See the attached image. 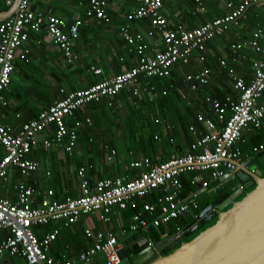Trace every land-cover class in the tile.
Returning a JSON list of instances; mask_svg holds the SVG:
<instances>
[{"label": "built area", "instance_id": "built-area-1", "mask_svg": "<svg viewBox=\"0 0 264 264\" xmlns=\"http://www.w3.org/2000/svg\"><path fill=\"white\" fill-rule=\"evenodd\" d=\"M164 1L141 0L126 15V22L120 27V35L128 52L137 56L130 69L110 75L86 88L69 92L60 89V94L63 95L58 96L35 119L24 122L18 131L14 132L0 123V185L15 170L24 179H29L38 170L39 163L28 155L38 144V134L50 124L54 125V134L51 139L43 138L42 143L70 154L76 145L77 134L75 129H68L66 118L77 117V113L87 104L113 97L124 88L132 87L133 93L138 94L140 90H145L138 84L141 75L169 77L171 67L179 61L188 62L194 50L200 53L199 60L203 61L205 43L208 40L237 26L239 19L251 5L264 3V0L228 1L227 7L231 8L229 12L188 30L181 25L175 29L170 27L161 11ZM193 1L196 3V11L202 12L203 2L206 0ZM12 2L13 0H0L6 6H10ZM108 3L109 0H89L84 9L85 17L97 24L109 23L111 15L108 13ZM142 19L149 21L148 35H153L156 31L160 33L159 42L149 45L140 30H132L133 23ZM82 24L83 21L79 18L71 20L64 16L33 11L30 9V0H21L18 12L0 21V91L9 86L14 60L29 59L31 50L25 44L29 40L30 31L43 34L45 39L59 49L64 62L71 64L76 57L73 44ZM263 42L264 30L256 28L249 37L240 35L238 40L230 43L233 53L244 50L253 53L252 79L247 83L240 76H232L233 88L239 94L237 99L230 95L225 96L222 101L205 98V103L213 109L219 122L224 124L219 127L212 118L198 114L197 122L204 127L205 132L183 154L171 155L160 163L153 162L148 156L136 158L125 165L126 170L138 169L136 172L132 171L129 178L104 177L95 180L93 185H90L86 177L85 168L79 167L76 170L79 195L62 200L54 197V190L46 189L44 196L36 204L38 186L35 182L27 184L24 179L14 186V201L0 196V231L5 232L0 240V264H7L6 258L14 257L22 258L24 264H119L125 248L124 239L128 235L144 232L146 245L151 247L155 243L149 234L151 228H159L185 215L195 218L198 213V202L195 199L198 193L192 191V198L181 199L180 177L190 172H208L209 178L201 182V186L206 188L210 182L217 181L222 175L235 169L234 162L239 160L242 152L234 148V144L244 130L264 131ZM220 64L224 67L226 61L221 59ZM93 71L98 75L102 72L99 68H94ZM211 73L212 69L203 67L196 73H187L185 81L194 92L210 82ZM227 110L231 113L228 117ZM86 123L91 124L90 118H86ZM80 124L76 120L75 125ZM189 131L197 133L194 125L189 126ZM253 151H264V143L253 147ZM45 175L50 177V171ZM199 179L196 175L192 177L191 185H196ZM154 192L157 194L153 197ZM146 196H152V201H145L138 207L136 200ZM128 205L134 207L135 213L126 227L121 226L115 232L99 229L92 221L95 218L101 224L109 226L115 211L125 209ZM84 217L89 219L82 228L83 237L87 241L85 246L71 256H67V250H64L59 258H55L52 246L60 228L54 227L41 237L38 230H42L50 222L59 221L69 228Z\"/></svg>", "mask_w": 264, "mask_h": 264}, {"label": "crops", "instance_id": "crops-1", "mask_svg": "<svg viewBox=\"0 0 264 264\" xmlns=\"http://www.w3.org/2000/svg\"><path fill=\"white\" fill-rule=\"evenodd\" d=\"M177 1L179 0H165L163 8L161 10L166 18L169 17L168 18L169 20L167 21L173 29L181 25L185 29L191 30L231 10V8L227 7V2L231 0H219L220 3L217 8L210 7L211 5L210 0H206V2L204 3V10L202 12L196 11V5H194L195 7L193 10L187 7L188 4L182 5L180 9L176 7L175 11L170 10V5L171 6L177 5L176 3ZM233 1L236 2L237 0H233ZM140 2L141 0H109L108 13L111 15V21L109 23L97 24L94 21H90L84 18L83 12L81 11L80 7H76V8L74 6L71 7L72 6L71 0L35 1L34 3L36 4L34 11L36 12H42L44 14H55L65 10V12L68 13L67 10L70 9L72 12L68 17L71 20H74L75 18H80L83 21V24L80 26L79 36L74 41L73 44V51L76 54V57L75 59H73L71 64L64 62L62 58V54L59 51V49L56 46H54L51 42H49L47 39H45L43 34L31 33L29 40L25 44V46L29 47L31 50V55L29 56L30 63H28L29 61L27 63L30 64L31 70L35 68L34 74L38 78L40 77L43 79V76L45 75V82L48 83V85L50 86L53 85L54 88L56 87V89L54 90L48 89V87H45L38 82H35L36 84L35 94H28L23 90H19L21 91L20 93H17L18 91H14L13 98H11V102H12L11 104L13 106L14 105L17 106L18 104L23 105L25 103H28L27 108L24 107L20 110L18 109L12 110V113H15V115L17 114L19 115V118L17 120L18 122L16 124H19L20 126L21 122L23 123L29 121L37 115L35 109L31 110L33 106L37 105L40 106V109H43L53 104V102L56 100V96H58L59 89L63 88L65 91H73L81 88H86L91 84L95 83L98 79V76L95 75L93 71L94 68L101 69L102 71L101 74L103 73V75L106 76L105 78H107L110 75H113L115 73H120L129 69L131 63L133 66L137 56L134 53L128 52L126 43L120 35V27L126 22V15L129 12H131L134 8H136L140 4ZM235 6L236 4H234V7ZM258 6L261 7V4L253 5V7L255 8H258ZM180 10L183 11L181 12ZM245 12L241 17L243 18V20L239 19L237 25L239 29L235 31L234 36L232 38H227L226 40L227 43L223 42V44H220V46L217 48L218 51H220L221 53L218 57V60L224 59L227 64L228 61L226 55H229L230 57L232 56V63H234V65L233 66L227 65V66L233 68V71L231 70L228 74H226L223 69L224 67H222L221 64L219 65V62H218V70H216L215 72L211 67H209L210 69H212V73H213V75L210 76V82L206 86L200 87L197 91L191 92L192 101L187 103L189 110L185 108L186 106L182 107L183 109L182 117L187 116V119L185 122H183V125L178 124V122H180L178 119H182V117L177 115L176 116L177 119L175 120L177 132L172 130L168 124L164 126L165 130H167V134H165V136L169 139H171L174 136V139L172 141L173 144L169 145L167 150L165 152H162V154L165 153L169 154V157L175 154H180V155L183 154L190 148V144L194 142L196 138L199 137V135H201V133L205 132L204 127L201 124H199L197 122V119L195 118L197 117L198 114H203L205 116L212 118L214 122L217 125H219V127L223 126L224 123L219 122L217 116L213 112V109L210 108L205 103V98L206 97L216 98L222 101L225 98V96L230 95L232 96L233 99H237L239 94L233 87H231L233 86L232 76L239 75L247 83L252 79L253 70L251 67V58L253 57V53H251L249 50H244L241 53L240 52L233 53L229 47L230 43L238 40V37L240 35L243 36L244 38L249 37V35H251V32L254 29L259 28L255 26L252 23V21L249 20V18L247 19V22L244 21L246 16ZM259 16L260 14L258 15V17ZM237 26H233V27H237ZM149 28H150V24L148 19H142L136 23H133L132 26L133 31H136L137 29L140 30L141 32L143 31L142 33L144 34V38L146 42L149 45H153L154 42L147 37L148 36L147 31L149 30ZM162 48H163V43H162ZM196 52L197 51L195 50L193 52L192 57L187 62V63L190 62V64L193 66L192 68L194 71H189L190 73H196L200 71L203 67H208L207 65L200 66V64L204 63L205 60L203 61L199 60V57H196L198 55V53L196 54ZM207 52L210 55H213L212 53L213 49L209 48ZM234 54L237 55L234 56ZM20 63H21L20 61L16 60L15 64L21 65L22 63L21 64ZM180 63L187 64L181 61ZM177 66L178 65L176 63L171 67L170 75L172 72V68L174 69V67ZM27 69H29V67H27ZM178 69L180 70V74L183 75V71L181 72V67ZM22 70H23V66H20V68H17V70L14 71V74L15 75L16 73L20 74ZM169 77H166L165 79H168ZM184 87L187 88L186 85H184ZM43 91L46 94L39 95V92H43ZM163 91H165V94L168 92L166 89H163ZM41 96H47L48 99L46 98L45 101L43 99H40V101H38V98H42ZM101 101H105L106 105L109 106L107 100L103 99L98 102ZM86 106L83 108V110L78 112L79 114L84 113L85 114L84 118L80 117L78 113H77V117L75 115V118H70V117L66 118V126L68 127V129L69 130L75 129L77 134L76 145L73 148L72 152L70 154L63 153L56 147H52L51 148L52 152L50 153L49 158L43 161L45 163L52 161L53 162L52 166L55 165L58 166L57 165L58 162L64 165L65 169H67L69 173L65 175V172L61 170L62 176L59 177L60 178L59 180L58 179L56 180L55 182L57 184L56 188H54V186L51 187L52 185L50 184L51 177L45 176V173L47 171H50L51 173V171L54 169L51 170V168L44 167L43 169H38L37 176H35L36 175L35 173L33 174L32 182H35L36 186H38L37 194L35 196L36 204L44 196L45 194L44 192L46 191V189L54 190L55 193L54 197L58 200H62L68 196H78L80 191H79L78 179L76 176V170L79 167L85 168L86 177L88 178L90 185H93L95 180L104 178L106 172L112 173V175H108L106 177H113L116 176L117 172L119 173L121 172V168H118L117 166L116 167L109 166L107 169L101 167L102 163L104 164L105 161L116 162L118 158L121 159L120 151L117 148L112 147L111 141H108L107 139L114 137L112 136L111 132H108L107 134L108 136L105 139L107 141H104L103 137H100V139L97 140L90 137L91 135L89 132L90 129L89 127L93 126V124L91 117L89 115H86L89 114V112L86 110L87 108ZM93 110L96 109H90V113ZM1 111L2 109L0 108V114L2 113ZM230 114H231L230 111L227 110L226 117L230 116ZM86 118H90L91 124L86 123ZM76 120H79L81 122L79 126L75 125ZM107 122L108 121H105V124H107ZM184 124L194 125L197 133L193 134L190 132L189 133L185 132L186 130L184 128ZM14 130H16V127H14L13 131ZM52 131H53V127L49 126L47 130L40 132L37 136L38 142L42 141V139L45 138L46 134L50 133L52 137L53 136ZM79 131H83V133L86 132L88 135L87 137L88 141L83 143L85 145L84 148L78 147ZM171 131H173V133ZM124 136L125 135L123 134V132H120L118 135H116L117 138L116 141L122 139ZM176 139H180L182 141L180 147L175 143ZM259 143H264L263 130H256V129L244 130L241 138L237 140L236 143L234 144V148H238L242 152V155L237 161L244 162L255 156L262 155L264 151L258 153H255L253 151V147L257 146ZM113 151L114 154L112 153ZM1 153L2 151L0 150V155ZM160 154L161 153H159V155ZM93 155H95L96 156L95 158L97 159V164H96L97 167L95 169H92L89 165L86 164L76 165L77 158L79 159L81 158V156H83L82 158L84 160H87L89 157ZM141 155L143 156V154H140L138 158L142 157ZM161 157L162 156H160V158ZM32 160L36 161L35 159ZM99 162L101 163V166L98 165ZM125 165H124V169H125ZM93 170H95V172ZM17 173L18 171L15 170L14 173L11 175V177L0 185V196L2 198H7L11 201H14L16 199V190L14 186L18 181L21 180L20 176L17 175ZM229 174H230L229 172L225 173L217 181L210 182L209 185L206 188H204L201 186V182L202 180H207L209 178V173L193 172L192 177L196 175L198 178H200L199 181H197L195 187V191L198 193L195 199L197 200L200 209L202 208L201 207L202 205L205 206L208 203L211 196L215 198L214 192L215 190H217V188H221V190H223L226 187L227 183L224 181V179ZM187 175L188 174H183L182 176L183 178H187L189 177ZM122 177L127 178V174L126 176L124 175ZM191 186H192L191 183L188 185V183L184 181V183L182 184L181 181V186L179 190V196L181 199H188L192 196L191 192L193 186L192 187ZM58 194H60L62 199H60L61 197H58L59 196ZM155 194H157V192H154L152 196L154 197ZM153 197H151V199H153ZM200 209L198 208L197 212H199ZM115 214L116 215L113 216L112 224L109 226L101 224L95 218L92 219V221L95 223V226L99 229L102 230L110 229L115 232L118 230V228L122 226L124 222L127 223V220L125 221L120 217L121 213L119 214L118 210L115 211ZM189 217H190L189 215H185L182 217V219H187ZM88 220L85 217L81 218L77 224H74L69 228L64 227L62 222L60 221L50 222L48 226L42 228V230L41 229L38 230V234L41 237L46 232H49L54 227L58 226L60 228V233L57 239L53 243L52 253L55 258H59L61 253L64 250H67L66 251L67 256H71V254H74L75 251L84 247L85 244L87 243V241L83 237L82 228L84 227V225L87 224ZM176 224L177 223L175 222L174 225L177 226ZM4 235L5 232L0 231V240L4 237ZM133 235L135 234L128 235L126 239ZM6 262L7 264H24V260L20 257L6 258Z\"/></svg>", "mask_w": 264, "mask_h": 264}, {"label": "trees", "instance_id": "trees-1", "mask_svg": "<svg viewBox=\"0 0 264 264\" xmlns=\"http://www.w3.org/2000/svg\"><path fill=\"white\" fill-rule=\"evenodd\" d=\"M35 1H37V0H30V9L33 11L35 10V4H36V3H34ZM88 1L89 0H71V2H72L71 7H73V6L75 8L80 7L81 11L83 12V17L85 18V13H84L83 9H85ZM205 2L206 1L203 2V5ZM176 3H177V5H173V6L170 5V10L175 11L176 7H178L180 9L182 7V5H186V4H188L187 7L194 10V7H195L194 5H196V3L193 0H183V1L179 0ZM219 3H220L219 0H210V4H211L210 7L217 8L219 6ZM7 8H8V6H6L4 3H0V11H4ZM250 9H251V11L249 12ZM67 12L68 13H66L65 10H63L61 12L55 13V15L65 16L68 19H70L68 16H70V13L72 11L70 9H68ZM245 13H246V16H245L244 21L247 22V19L249 18V20L252 21V23L255 26L264 29V4H261V7L258 6V8H255L252 5L246 9ZM259 14H260V16L258 17ZM240 20H243V18H240ZM237 29H239L238 26L232 27V28L228 29L224 35L216 36V37L208 40L205 43V51L203 53L204 55L202 54L204 56L205 61L202 64L199 63L200 66L201 65H207L208 67H211L214 72L216 70H218V62L220 65V60H218V57L221 53H220V51H218L217 48L220 46V44H223V42H226L227 38H232L235 34V31H237ZM31 33L32 32L30 31L29 32V38L31 36ZM147 37L149 39H151L154 43L160 41V33L158 31L154 32L153 35H148ZM160 47H161V45H160ZM22 48H24V47H22ZM209 48L213 49V52H212L213 55H210L207 52ZM123 53H124V51H123ZM196 54H197V52H196ZM30 55H31V52H30ZM236 55L234 54V56H236ZM226 56H227L228 62L226 64V66H224L223 69H224V72L226 74H228L231 70L233 71V68H230L228 66H233L234 63H232V56L231 57L229 55H226ZM196 57H200V53ZM16 60L20 61L22 64L21 63H20L21 65L15 64ZM28 61H29V59L27 61H25V60H20L18 58H16L14 60V70H13L12 75H11L9 86L7 89L0 91V97L2 98L0 100V108L2 109V111H1L2 113L0 114V123L7 125L12 130L14 129V127H16V130H14V131H18V129L20 128V126L24 122L23 123L21 122L20 126H19V124H16L18 122L17 120L19 118V115L18 114L15 115V113H12V110H17V109L20 110L24 107L27 108V104H28V103H25L23 105L18 104L17 106H15V105L13 106L11 104L12 103L11 98H13L14 91H18L17 93H20L21 91H19V90H23L28 94H35V87H36L35 82L40 83V81L42 80L40 77L38 78L34 74L35 68L32 70L30 69V64H28V63H30V61L29 62ZM134 64H133V66H134ZM177 65L178 66L174 67V69L172 68L171 75L168 79H165L162 77H144L141 75L139 77L140 83H138V84L141 88H144L145 90H143V89L140 90V92L136 95L133 93L132 87H128V88L122 89L120 92H118L113 97H105L104 99L107 100V103L109 104V106L106 105L105 101L91 102V103L87 104L86 110L89 112V114H86V115H89L92 119L93 126L89 127L90 128L89 132L91 135L90 137H92L93 139L97 140V139H100V137H103L104 138L103 140L107 141V140H105L108 136L107 134H108V132H111L112 136H114V137H112L110 139L107 138V139H108V141H111L112 147L116 148V144H115L116 139H117L116 135H118L120 132H123V134L125 135L124 132L129 131L131 138H132V142H133L132 149H130L129 154H131L132 156H129L128 157L129 159L124 161V163H123L124 165L129 164V162L131 160L138 158V156L140 154H143V156H148L153 162H156V163H160V162L165 161L169 158V154H166V153L162 154V152H165L167 150L168 146L173 144L172 141L174 139V136L171 139L167 138L165 136V134H167V130H165L164 126L168 124L172 130L177 132V127H176V123H175L176 122L175 120L177 119L176 116L179 115L182 117V112H183L182 107L186 106L185 108L187 110H189L187 103L192 101V93L191 92H193L189 89L188 84L185 81L186 74L190 73L189 71H194L192 68L193 66L190 64V62L187 64L177 62ZM20 66H23V70L21 71V73L20 74L18 73L19 76L22 77V79L24 81L22 88L20 86V83L17 82V78H15L16 75L14 74V71H16L17 68H20ZM27 67H29V69H27ZM131 67H132V63L130 65L129 69ZM180 67H181V72L183 71V75L180 74V70L178 69ZM28 70H30V71H28ZM239 71H240V69H239ZM95 75L98 76V79L96 82L101 81L106 77L103 75V73L99 74V75L98 74H95ZM211 75H213V73H211ZM237 76H239V75H237ZM14 79H16V80H14ZM42 85L45 87H48V89H52V90L56 89V87L54 88L53 85L50 86V85H48V83H45ZM184 85H186L187 88L184 87ZM50 87H52V88H50ZM231 87H233V86H231ZM163 89H166L168 92L166 94H163L162 93ZM64 92H69V91L64 90ZM64 92H62V93H64ZM42 94L45 95L46 93H44V91L39 92V95H42ZM60 95H63V94H60V89H59L58 96H60ZM58 96H56V98ZM41 97L42 98H38V101H40V99H43L45 101L47 98V96H41ZM263 98H264V94H263ZM26 101H27V98H26ZM34 109H35L37 115L33 119H35L39 115V113L46 108L40 109V106L35 105V106H33V108H31V110H34ZM90 109H96V110H93L90 113ZM2 115H3V117H2ZM79 116L84 118L85 114L80 113ZM186 119H187V116L182 117V119H178L180 121V122H178V124L183 125V122H185ZM104 120L108 121L107 124H105ZM189 125L190 124H184V128L186 130L185 132H188V133L190 132L189 131ZM17 126H19V127H17ZM49 126H52L53 130H54L53 124H50ZM80 129H78V130H80ZM45 130H47V128ZM45 130H43V131H45ZM253 130H255V129H253ZM171 132L173 133V131H171ZM243 132H242V135H243ZM190 133H192V132H190ZM53 134H54V132L52 133V135ZM87 137H88V135L86 132L83 133V131H79L78 147H80V148L85 147V145L83 143L88 141ZM45 138L51 139L50 133L46 134ZM80 142H82V143H80ZM181 142L182 141L180 139H176L175 143L180 147V145L182 144ZM52 147L53 146H49V147L44 146L42 141H39L37 146H35L32 149V152L28 155L29 158H32V159H35L36 161H38V163H39L38 169L44 168L45 162H43V161L45 159L49 158L50 153L52 152V149H51ZM33 150H34V152H33ZM159 153H161V154L159 155ZM88 155H90V154H88ZM160 156H162V157L160 158ZM82 157L83 156H81V158H79V159L78 158L76 159V161H77V163L75 162L76 165L86 164V165H89L92 169H95L97 167V165H96L97 159L95 158L96 157L95 155L89 157L87 160H84ZM117 161L121 162L122 159L118 158ZM46 163H49L50 167L52 169H54L52 166L53 165L52 161L46 162ZM124 165H123V167H121V172L120 173L117 172L116 176L120 175L122 177L124 175L126 176V174H127V178H129L132 171H135V172L138 171L137 168L134 170L133 169H131V170L127 169L126 170V169H124ZM37 171L38 170L33 172V174L34 173L36 174L35 176H37ZM93 171L95 172V170H93ZM103 173H104V170H103ZM17 175L20 176L21 180L24 179L23 177H21L19 172L17 173ZM32 176L29 179H24V181L27 184H31L33 181ZM60 176L61 175L59 172H55V170H53L52 177L50 176L51 177L50 179L52 181V183L50 181V184H52L51 187H53V186H54V188L57 187V184L55 182L57 179L58 180L60 179L59 178ZM187 176H189V177H187V178H183V176L180 177L182 184L184 183V181H186L188 183V185L190 184L189 178H191L193 176V172L188 173ZM104 177H106V175ZM113 177H115V176H113ZM192 186H191L192 191H195L196 185H192ZM58 195H59L58 197H61L60 194H58ZM54 196H55V194H54ZM151 197L152 196H146L142 199L136 200L137 206L139 207L145 201H152ZM60 199H62V197ZM203 206L204 205H202L201 207H203ZM198 208L200 209L199 205H198ZM118 212H119V214L121 213L120 217L122 219H124L125 221L127 220V223H128L129 220H131V216L133 215V213H135V209H134V207H131L130 205H128V207H126L125 209H122V210H118ZM114 215H116V214L114 213L112 215V221H113ZM182 217L183 216L169 222L168 224H163L159 228H151L150 233H149L150 237L153 238V236L151 235L153 230H155L154 234H153L155 242L163 239L164 237H167V236L173 234L174 232H176L178 230V228L183 227L185 224L188 223L189 220H191V217H189L187 219H182ZM172 222L174 224L176 222L177 226H175ZM127 223L124 222L122 224V226L126 227ZM196 233H198V232H196ZM195 234L191 235L190 238H192Z\"/></svg>", "mask_w": 264, "mask_h": 264}, {"label": "water", "instance_id": "water-1", "mask_svg": "<svg viewBox=\"0 0 264 264\" xmlns=\"http://www.w3.org/2000/svg\"><path fill=\"white\" fill-rule=\"evenodd\" d=\"M20 2L0 11V21L15 15ZM234 163L224 190L217 188L195 218L151 247L144 232L128 237L119 264H264V152Z\"/></svg>", "mask_w": 264, "mask_h": 264}, {"label": "rangeland", "instance_id": "rangeland-1", "mask_svg": "<svg viewBox=\"0 0 264 264\" xmlns=\"http://www.w3.org/2000/svg\"><path fill=\"white\" fill-rule=\"evenodd\" d=\"M251 11V10H250ZM16 78H17V82L18 83H20V86H21V88L23 87V84H24V81H23V79H22V77H20L19 76V74L17 73L16 74ZM42 79V78H41ZM46 82H45V75L43 76V79L40 81V84H45ZM116 148L120 151V157H121V159H122V161L120 162V161H116V162H112V161H105V163L103 164L102 163V166H101V163L99 162L98 163V165L99 166H101V167H103V168H105V169H107L109 166H113V167H118V168H121V167H123V163H124V161L125 160H127V159H129L128 157L129 156H132L131 154H129V151H130V149H132V144H133V142H132V138H131V135H130V133H129V131H126L125 132V136L122 138V139H119V140H117L116 141ZM122 154V155H121ZM57 165L58 166H53V168H54V170H55V172H59L60 173V175H61V170L62 171H64L65 172V175L67 174V173H69V171L67 170V169H65V167H64V165H62V164H60V163H58L57 162ZM44 167H47V168H51L50 167V164L49 163H45L44 164ZM60 168V169H59ZM51 170H52V168H51ZM53 171V170H52ZM52 171H51V177H52ZM71 171V170H70ZM105 175L106 176H108V175H112V173L111 172H106L105 173ZM62 176V175H61ZM73 179V178H72ZM250 189H252V188H249V189H247V190H245V193L246 192H248V190H250ZM224 190V189H223ZM244 195H241V196H239L238 198L239 199H241L242 197H243ZM237 198V199H238ZM216 221V218H215V220L214 219H212V220H210L207 224H205V225H203L202 227H200L196 232H200V231H202L203 229H205L207 226H209V225H211V224H213L214 222ZM48 226V225H47ZM202 229V230H201ZM154 231L155 230H153L152 231V233H151V235L153 236V240H154ZM195 232V233H196ZM194 233V234H195ZM198 233H196V234H198ZM195 234V235H196ZM194 235V236H195ZM191 237V236H190Z\"/></svg>", "mask_w": 264, "mask_h": 264}, {"label": "bare ground", "instance_id": "bare-ground-1", "mask_svg": "<svg viewBox=\"0 0 264 264\" xmlns=\"http://www.w3.org/2000/svg\"><path fill=\"white\" fill-rule=\"evenodd\" d=\"M169 25H170V24H169ZM170 27H171V26H170ZM171 28H172V27H171ZM162 43H163V42H162ZM163 47H164V46H163ZM162 49H163V48H162ZM194 51H195V50H194ZM194 51H193V52H194ZM188 61H189V60H188ZM179 62H180V61H179ZM181 62H182V61H181ZM176 63H177V62H176ZM176 63H175V64H176ZM184 63H187V62H184Z\"/></svg>", "mask_w": 264, "mask_h": 264}, {"label": "clouds", "instance_id": "clouds-1", "mask_svg": "<svg viewBox=\"0 0 264 264\" xmlns=\"http://www.w3.org/2000/svg\"><path fill=\"white\" fill-rule=\"evenodd\" d=\"M14 1V0H13ZM9 7V6H8ZM8 9V8H7ZM53 15H55V14H53ZM65 17V16H64ZM86 18V17H85ZM80 19V18H79ZM87 19V18H86ZM46 176V175H45ZM50 176H51V173H50Z\"/></svg>", "mask_w": 264, "mask_h": 264}, {"label": "flooded vegetation", "instance_id": "flooded-vegetation-1", "mask_svg": "<svg viewBox=\"0 0 264 264\" xmlns=\"http://www.w3.org/2000/svg\"><path fill=\"white\" fill-rule=\"evenodd\" d=\"M129 256H131V255H129Z\"/></svg>", "mask_w": 264, "mask_h": 264}]
</instances>
